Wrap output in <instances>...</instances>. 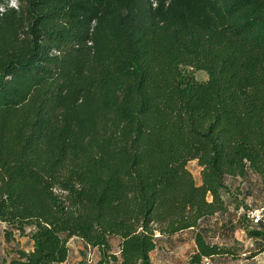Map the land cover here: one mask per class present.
I'll list each match as a JSON object with an SVG mask.
<instances>
[{
  "label": "trees",
  "instance_id": "16d2710c",
  "mask_svg": "<svg viewBox=\"0 0 264 264\" xmlns=\"http://www.w3.org/2000/svg\"><path fill=\"white\" fill-rule=\"evenodd\" d=\"M16 2L0 0V232L32 249L0 264H65L73 238L98 264H152L189 230L188 264L235 257L211 239L248 223L229 181L264 190V0ZM244 228L263 253L264 227Z\"/></svg>",
  "mask_w": 264,
  "mask_h": 264
},
{
  "label": "rangeland",
  "instance_id": "374dc122",
  "mask_svg": "<svg viewBox=\"0 0 264 264\" xmlns=\"http://www.w3.org/2000/svg\"><path fill=\"white\" fill-rule=\"evenodd\" d=\"M6 1L10 6L14 7L13 0ZM195 77L199 81H205L208 78L204 72H196ZM188 169L194 176L196 183L200 184L201 168L198 166L197 162H190L188 164ZM247 184L248 185L243 187L241 191L239 190L240 181L235 180L228 182V185L232 189L231 197H227L226 195H224V197L229 204L230 211L236 216L235 221L243 217L244 212L249 208L264 205V190L257 188L253 182ZM218 217L222 218L221 216ZM212 223H214L213 220ZM237 226H239V228L233 232L230 231V229H226L225 233L219 230L218 233H220V235L215 231L216 236L211 239L213 243L235 249V257H216L210 260V264H264V254H258V249L263 245L262 242L259 239L250 237L244 227L246 226L250 230H253V228H251L248 223L242 221L238 222ZM3 227L4 225H1V230ZM17 241L18 243H5L3 233L0 232V258L9 256L12 250L17 248L24 250H29L31 248V242L27 238H17ZM188 241V235H182L168 240L160 237L159 250L152 256L153 263L187 264L186 253L190 249ZM98 261V250L86 246V244L77 238H73L70 241V258L67 264H98Z\"/></svg>",
  "mask_w": 264,
  "mask_h": 264
},
{
  "label": "built area",
  "instance_id": "2783aa9c",
  "mask_svg": "<svg viewBox=\"0 0 264 264\" xmlns=\"http://www.w3.org/2000/svg\"><path fill=\"white\" fill-rule=\"evenodd\" d=\"M16 7L17 4L14 6V8ZM2 11H4V9L0 8V12ZM244 216L246 221L253 229H260L261 227H264V205H258L249 208L244 212ZM204 264H210V259H204Z\"/></svg>",
  "mask_w": 264,
  "mask_h": 264
},
{
  "label": "crops",
  "instance_id": "0c3cea01",
  "mask_svg": "<svg viewBox=\"0 0 264 264\" xmlns=\"http://www.w3.org/2000/svg\"><path fill=\"white\" fill-rule=\"evenodd\" d=\"M195 233H196V231H194V230H189V231H186V232H183V233H179V234H176V235H174V236H171V237H161V238H165L166 240H168V239H173V238H175V237H178V236H182V235H188L189 236V241H188V243H189V251H187V264H188V261H189V259H190V256L195 252V250H196V245H195V241H194V236H195ZM72 240V239H71ZM70 240V241H71ZM159 244H160V242L158 243V246H157V248H156V250L155 251H153L152 253H151V263L152 264H154L153 263V259H152V256L159 250ZM69 248H70V242H69ZM32 249V246H31V248L29 249V250H31ZM93 249H95V248H93ZM29 250H27V251H29ZM95 250H97V249H95ZM261 254H264V252L263 253H261ZM69 258H70V255H69ZM69 261V259L67 260V262ZM67 262L65 263V264H67Z\"/></svg>",
  "mask_w": 264,
  "mask_h": 264
},
{
  "label": "clouds",
  "instance_id": "9594fccd",
  "mask_svg": "<svg viewBox=\"0 0 264 264\" xmlns=\"http://www.w3.org/2000/svg\"><path fill=\"white\" fill-rule=\"evenodd\" d=\"M13 6H16V0H13Z\"/></svg>",
  "mask_w": 264,
  "mask_h": 264
}]
</instances>
